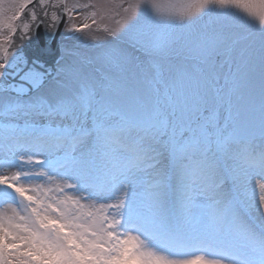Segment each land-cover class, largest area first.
I'll use <instances>...</instances> for the list:
<instances>
[{
    "label": "snow or ice",
    "instance_id": "obj_1",
    "mask_svg": "<svg viewBox=\"0 0 264 264\" xmlns=\"http://www.w3.org/2000/svg\"><path fill=\"white\" fill-rule=\"evenodd\" d=\"M0 264H264V0H0Z\"/></svg>",
    "mask_w": 264,
    "mask_h": 264
},
{
    "label": "rangeland",
    "instance_id": "obj_2",
    "mask_svg": "<svg viewBox=\"0 0 264 264\" xmlns=\"http://www.w3.org/2000/svg\"><path fill=\"white\" fill-rule=\"evenodd\" d=\"M101 2H103V0H101ZM8 0H5V6H7Z\"/></svg>",
    "mask_w": 264,
    "mask_h": 264
},
{
    "label": "water",
    "instance_id": "obj_3",
    "mask_svg": "<svg viewBox=\"0 0 264 264\" xmlns=\"http://www.w3.org/2000/svg\"><path fill=\"white\" fill-rule=\"evenodd\" d=\"M42 39H43V37H42Z\"/></svg>",
    "mask_w": 264,
    "mask_h": 264
}]
</instances>
